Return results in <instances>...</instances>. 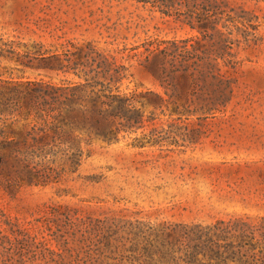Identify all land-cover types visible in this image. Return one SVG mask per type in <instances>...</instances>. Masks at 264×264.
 Here are the masks:
<instances>
[{"label": "rangeland", "instance_id": "obj_1", "mask_svg": "<svg viewBox=\"0 0 264 264\" xmlns=\"http://www.w3.org/2000/svg\"><path fill=\"white\" fill-rule=\"evenodd\" d=\"M94 79L160 99L46 183L0 164V264H264V0H0L2 82Z\"/></svg>", "mask_w": 264, "mask_h": 264}, {"label": "trees", "instance_id": "obj_2", "mask_svg": "<svg viewBox=\"0 0 264 264\" xmlns=\"http://www.w3.org/2000/svg\"><path fill=\"white\" fill-rule=\"evenodd\" d=\"M184 71V87L192 94L198 79L188 74V65ZM95 79L71 85L0 80V164L11 163L8 176L21 183H46L51 173L44 175L39 165L63 158L78 165L85 145L117 142L121 131L143 127L151 97L160 99L154 91L124 93ZM189 94L174 103L189 106ZM216 104L213 98L204 107L212 110Z\"/></svg>", "mask_w": 264, "mask_h": 264}]
</instances>
